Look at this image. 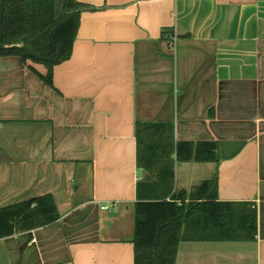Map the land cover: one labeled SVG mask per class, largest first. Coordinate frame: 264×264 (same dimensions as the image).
I'll return each instance as SVG.
<instances>
[{"label": "crops", "instance_id": "1", "mask_svg": "<svg viewBox=\"0 0 264 264\" xmlns=\"http://www.w3.org/2000/svg\"><path fill=\"white\" fill-rule=\"evenodd\" d=\"M77 1L52 86L0 57V209L51 195L60 214L0 239V264H134L137 123L217 143L218 162H176L177 190L216 177L258 211L255 241H183L176 264H264V0Z\"/></svg>", "mask_w": 264, "mask_h": 264}, {"label": "trees", "instance_id": "2", "mask_svg": "<svg viewBox=\"0 0 264 264\" xmlns=\"http://www.w3.org/2000/svg\"><path fill=\"white\" fill-rule=\"evenodd\" d=\"M86 8L77 0H64L60 11L56 0H0V57L43 65L44 80L52 86L54 67L71 57ZM135 133L137 163L145 176L137 185L134 264H176L183 241L256 240V206L219 201L216 177L192 193L176 188V162H218L217 143L175 142L173 127L165 124L137 123ZM59 219L51 195L3 207L0 239Z\"/></svg>", "mask_w": 264, "mask_h": 264}, {"label": "built area", "instance_id": "3", "mask_svg": "<svg viewBox=\"0 0 264 264\" xmlns=\"http://www.w3.org/2000/svg\"><path fill=\"white\" fill-rule=\"evenodd\" d=\"M177 37L176 35H169V47L171 49H174L176 46Z\"/></svg>", "mask_w": 264, "mask_h": 264}, {"label": "rangeland", "instance_id": "4", "mask_svg": "<svg viewBox=\"0 0 264 264\" xmlns=\"http://www.w3.org/2000/svg\"><path fill=\"white\" fill-rule=\"evenodd\" d=\"M63 1H64V0H56V2H57V6H58V11H60V9H61V7H62V4H63ZM118 224H119V226H120V222H119Z\"/></svg>", "mask_w": 264, "mask_h": 264}]
</instances>
